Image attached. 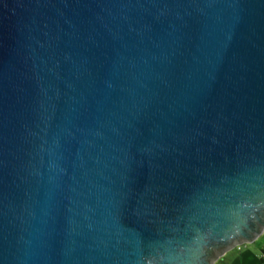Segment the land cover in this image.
Returning <instances> with one entry per match:
<instances>
[{
  "label": "water",
  "instance_id": "water-1",
  "mask_svg": "<svg viewBox=\"0 0 264 264\" xmlns=\"http://www.w3.org/2000/svg\"><path fill=\"white\" fill-rule=\"evenodd\" d=\"M264 232V0H0V264H216Z\"/></svg>",
  "mask_w": 264,
  "mask_h": 264
},
{
  "label": "crops",
  "instance_id": "crops-1",
  "mask_svg": "<svg viewBox=\"0 0 264 264\" xmlns=\"http://www.w3.org/2000/svg\"><path fill=\"white\" fill-rule=\"evenodd\" d=\"M263 234L260 236L262 237ZM264 242L259 239L250 244L237 246L225 253L216 264H264Z\"/></svg>",
  "mask_w": 264,
  "mask_h": 264
},
{
  "label": "rangeland",
  "instance_id": "rangeland-1",
  "mask_svg": "<svg viewBox=\"0 0 264 264\" xmlns=\"http://www.w3.org/2000/svg\"><path fill=\"white\" fill-rule=\"evenodd\" d=\"M258 239H259V241H260L261 243H263V242H264V235H263L262 237H259Z\"/></svg>",
  "mask_w": 264,
  "mask_h": 264
},
{
  "label": "built area",
  "instance_id": "built-area-1",
  "mask_svg": "<svg viewBox=\"0 0 264 264\" xmlns=\"http://www.w3.org/2000/svg\"><path fill=\"white\" fill-rule=\"evenodd\" d=\"M263 258H264V255H263Z\"/></svg>",
  "mask_w": 264,
  "mask_h": 264
}]
</instances>
